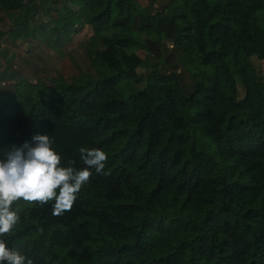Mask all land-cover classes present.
<instances>
[{
  "label": "trees",
  "instance_id": "1",
  "mask_svg": "<svg viewBox=\"0 0 264 264\" xmlns=\"http://www.w3.org/2000/svg\"><path fill=\"white\" fill-rule=\"evenodd\" d=\"M38 1L0 0V53L7 35L61 43L79 24L102 47L94 73L0 91V158L39 133L63 167H86L81 147L108 159L60 216L14 203L0 239L33 264H264V0H65L53 23Z\"/></svg>",
  "mask_w": 264,
  "mask_h": 264
},
{
  "label": "clouds",
  "instance_id": "2",
  "mask_svg": "<svg viewBox=\"0 0 264 264\" xmlns=\"http://www.w3.org/2000/svg\"><path fill=\"white\" fill-rule=\"evenodd\" d=\"M51 145L47 134L37 133L31 143L12 145L0 158V237L8 235L20 220L13 210L14 203L53 202L52 215L60 216L73 207L82 186L92 176L91 169L103 174L108 159L103 150L81 147L79 152L86 167L75 169L61 166V156ZM0 264L33 262L0 239Z\"/></svg>",
  "mask_w": 264,
  "mask_h": 264
},
{
  "label": "rangeland",
  "instance_id": "3",
  "mask_svg": "<svg viewBox=\"0 0 264 264\" xmlns=\"http://www.w3.org/2000/svg\"><path fill=\"white\" fill-rule=\"evenodd\" d=\"M144 7L148 6L150 0H138ZM42 8H45L47 14L38 16L43 21L50 20L64 13V5L70 7L75 6L65 2V0H39ZM167 0L157 1L153 6V11H161L162 4ZM162 5V6H161ZM1 16V15H0ZM11 17L6 14L0 20V29L7 31L10 29ZM78 30L69 38H63L58 43L56 37L45 38L34 37L27 40H13L8 35L5 37L0 53V72L5 68H9V76L0 79V91L3 95L13 94L15 92L14 82L27 78L32 81L42 82L49 81L51 78L62 77L68 82L78 77L81 71L94 73V69L90 66L88 50L92 48H101L99 40L94 35L93 28L90 25H77ZM138 53L144 56V52L139 50ZM7 58L11 60L7 61ZM257 71L264 76V60L256 57L252 59ZM145 69L139 68L138 71L143 72ZM181 81V86L185 93L192 92L194 85L191 80L190 70L184 65L177 72ZM240 96H243V87L239 84Z\"/></svg>",
  "mask_w": 264,
  "mask_h": 264
}]
</instances>
